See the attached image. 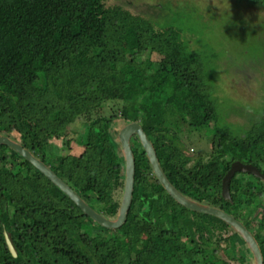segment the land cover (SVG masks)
Here are the masks:
<instances>
[{
	"label": "trees",
	"instance_id": "16d2710c",
	"mask_svg": "<svg viewBox=\"0 0 264 264\" xmlns=\"http://www.w3.org/2000/svg\"><path fill=\"white\" fill-rule=\"evenodd\" d=\"M118 1L0 0V133L10 136L5 130H15L19 142L88 205L116 219L125 159L114 131L120 122H138L177 190L237 220L238 213L253 211L251 226L258 224L262 233L264 179L243 182L237 174L230 184L231 200L223 197L222 182L237 161L264 174V109L244 137L217 128L208 160L186 154L180 133L171 127L183 122L190 132L203 131L217 121L203 59L185 51L176 28L156 27L146 15L108 5ZM152 54L162 56V62L151 60ZM79 121H84L78 143L84 152L65 154L68 130ZM131 144L136 159L133 201L127 222L115 230L86 216L24 157L0 146V264H125L130 259L227 264L213 248L221 242L227 244L229 259L254 264L237 232L177 203L156 178L137 136ZM243 194L246 200L239 198ZM253 235L264 256V234L261 240Z\"/></svg>",
	"mask_w": 264,
	"mask_h": 264
},
{
	"label": "rangeland",
	"instance_id": "374dc122",
	"mask_svg": "<svg viewBox=\"0 0 264 264\" xmlns=\"http://www.w3.org/2000/svg\"><path fill=\"white\" fill-rule=\"evenodd\" d=\"M113 4L122 5L135 15H146L156 27L176 28L185 51H195L203 59L204 83L215 103L217 121L211 124L213 129L203 131L190 132L188 124L183 122L172 126L180 133L185 153L195 159L208 160L213 153L217 128L244 137L260 119L264 109V0H119L108 5ZM145 46L143 42L140 50ZM162 59V56L152 54L151 60L162 62ZM82 122H77L68 130L70 146L65 149V154L80 156L84 152L78 144L85 133ZM123 126L120 122L116 129L120 130ZM5 133L19 141L15 130H5ZM55 145L63 147L61 140H56ZM237 179L255 184L263 181L242 174H238ZM239 198L247 199L245 194ZM259 212L260 209H257L254 217ZM252 213L251 210L243 216L238 213L239 221L249 225V229L261 240L264 231L261 233L255 222V226H251ZM82 221L77 219L76 223ZM91 230V226L85 228L88 233ZM149 231V227L144 230L143 244ZM229 235L227 232L224 237ZM226 246V242L213 245L215 255L227 264H238L228 258L224 252ZM125 264L143 263L130 259Z\"/></svg>",
	"mask_w": 264,
	"mask_h": 264
},
{
	"label": "water",
	"instance_id": "95a60500",
	"mask_svg": "<svg viewBox=\"0 0 264 264\" xmlns=\"http://www.w3.org/2000/svg\"><path fill=\"white\" fill-rule=\"evenodd\" d=\"M114 133L121 145L122 153L125 159V188L123 191L119 214L116 219H109L103 216L101 213L97 212L90 205H88L48 165L37 158L19 141H16L10 136L0 134V146H8L9 148L20 154L22 157H24L36 169L44 174L54 185H56L65 195H67L84 212L86 216L90 217L93 221L97 222L99 225L107 229L115 230L121 228L127 222V217L133 201L136 159L132 149L131 141L135 136H137L144 151L146 152L156 178L159 180L168 194L177 203L191 211L210 215L227 223L246 242L253 255L254 264H264V256L259 242L255 238L253 233L242 222L237 220L233 215L219 208L190 199L175 188V186L169 181L165 172L163 171L153 143L149 140L147 134L138 122L126 123L120 130H115ZM240 173L250 174L256 178L264 179V174L256 166H253L251 164H244L240 161L233 163L222 182V195L226 200H231L230 184L232 179ZM6 238L12 254L14 256H17L15 247L13 246L11 239L9 238V236H7Z\"/></svg>",
	"mask_w": 264,
	"mask_h": 264
},
{
	"label": "flooded vegetation",
	"instance_id": "af4514ba",
	"mask_svg": "<svg viewBox=\"0 0 264 264\" xmlns=\"http://www.w3.org/2000/svg\"><path fill=\"white\" fill-rule=\"evenodd\" d=\"M235 163V162H234Z\"/></svg>",
	"mask_w": 264,
	"mask_h": 264
}]
</instances>
